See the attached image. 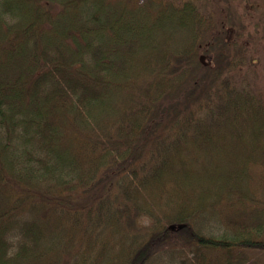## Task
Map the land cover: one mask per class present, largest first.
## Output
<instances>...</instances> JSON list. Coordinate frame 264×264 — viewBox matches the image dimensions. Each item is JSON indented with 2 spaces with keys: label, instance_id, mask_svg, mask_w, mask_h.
<instances>
[{
  "label": "trees",
  "instance_id": "16d2710c",
  "mask_svg": "<svg viewBox=\"0 0 264 264\" xmlns=\"http://www.w3.org/2000/svg\"><path fill=\"white\" fill-rule=\"evenodd\" d=\"M256 252L264 0H0V264Z\"/></svg>",
  "mask_w": 264,
  "mask_h": 264
},
{
  "label": "clouds",
  "instance_id": "9594fccd",
  "mask_svg": "<svg viewBox=\"0 0 264 264\" xmlns=\"http://www.w3.org/2000/svg\"><path fill=\"white\" fill-rule=\"evenodd\" d=\"M4 240L6 244L9 245L5 252V257L7 259L14 258L20 250V245L25 242L23 234L15 229L5 234Z\"/></svg>",
  "mask_w": 264,
  "mask_h": 264
},
{
  "label": "rangeland",
  "instance_id": "374dc122",
  "mask_svg": "<svg viewBox=\"0 0 264 264\" xmlns=\"http://www.w3.org/2000/svg\"><path fill=\"white\" fill-rule=\"evenodd\" d=\"M244 11H242V13H243ZM253 13H255V12H253ZM241 16H242V18L243 19H247V21L249 22V21H252L253 22V20H252V14L251 15H246V14H240ZM254 33L256 34V30H254ZM260 34H257L256 36H259ZM255 255H256V257H261V256H264V254H262V253H260V252H256L255 253Z\"/></svg>",
  "mask_w": 264,
  "mask_h": 264
}]
</instances>
